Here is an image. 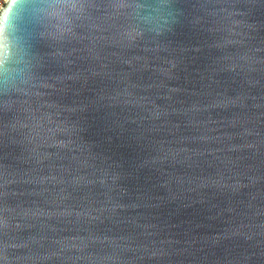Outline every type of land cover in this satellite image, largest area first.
Instances as JSON below:
<instances>
[{"label": "water", "instance_id": "95a60500", "mask_svg": "<svg viewBox=\"0 0 264 264\" xmlns=\"http://www.w3.org/2000/svg\"><path fill=\"white\" fill-rule=\"evenodd\" d=\"M0 264H264V0H12Z\"/></svg>", "mask_w": 264, "mask_h": 264}, {"label": "clouds", "instance_id": "9594fccd", "mask_svg": "<svg viewBox=\"0 0 264 264\" xmlns=\"http://www.w3.org/2000/svg\"><path fill=\"white\" fill-rule=\"evenodd\" d=\"M7 4L8 7L4 5ZM12 5V0H4L3 4H0V16H6L9 13L10 6Z\"/></svg>", "mask_w": 264, "mask_h": 264}, {"label": "built area", "instance_id": "2783aa9c", "mask_svg": "<svg viewBox=\"0 0 264 264\" xmlns=\"http://www.w3.org/2000/svg\"><path fill=\"white\" fill-rule=\"evenodd\" d=\"M4 3V0H0V4H3Z\"/></svg>", "mask_w": 264, "mask_h": 264}]
</instances>
